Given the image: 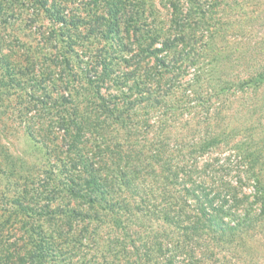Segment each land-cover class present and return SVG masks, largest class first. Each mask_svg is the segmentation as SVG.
Masks as SVG:
<instances>
[{
    "label": "trees",
    "instance_id": "16d2710c",
    "mask_svg": "<svg viewBox=\"0 0 264 264\" xmlns=\"http://www.w3.org/2000/svg\"><path fill=\"white\" fill-rule=\"evenodd\" d=\"M92 1L93 15L68 11L69 16L61 6L48 7L49 0H30L44 6L46 13L56 9V20L69 25L54 28L59 40L52 45L54 55L6 47L2 27L12 24L18 2L0 0V84L10 95L7 101L14 96L17 106L24 103L23 115L16 107L13 113L23 116V131L38 152L30 166L24 156L12 155L0 145V186L5 183L3 187L13 192L9 196L0 188V264H146L153 259L152 240L142 238L141 251L125 238L130 235L125 223L135 216V209L139 217L164 219L182 230L195 218L181 217L187 199L179 195V205L173 197V188L187 180L185 169L176 161L173 167V158L164 156L169 151L165 138L147 139L155 131L148 110L151 88L165 86L161 70L170 65L162 52L172 43L170 37L163 35L159 41L161 32L144 26V0ZM170 4L177 7L176 1ZM87 34L105 43L96 51H74ZM157 43L162 47L153 45ZM117 55L126 69L115 66ZM47 62L50 67L44 66ZM38 167L42 175L36 174ZM191 188L184 186V193L195 199L205 190ZM209 194L205 193L212 205ZM202 205L200 213L211 220ZM20 214L26 218L18 230L23 228L28 240L25 235H4ZM103 233L114 234L100 243L97 237ZM167 233L172 235V230ZM92 244L95 251L88 258L85 250ZM127 247L139 253L136 259Z\"/></svg>",
    "mask_w": 264,
    "mask_h": 264
},
{
    "label": "rangeland",
    "instance_id": "374dc122",
    "mask_svg": "<svg viewBox=\"0 0 264 264\" xmlns=\"http://www.w3.org/2000/svg\"><path fill=\"white\" fill-rule=\"evenodd\" d=\"M172 1H176V8L170 4ZM17 2L12 24L2 27L6 47L55 55L52 45H58L59 40L54 36V28L67 29L69 25L56 20V9L46 13L44 6L30 4V0ZM52 3L61 6L69 16L68 11L91 16L96 10L92 0H49L48 7ZM144 3V26L157 28L162 34L159 41H163L164 35L172 42L162 52L170 66L159 68L165 73L161 81L165 86L151 88L148 110L157 132H151L147 139L165 138L169 151L164 156L173 158V167L176 161L185 169L187 180L173 188L172 195L179 205L183 204L182 195L187 199L188 206L180 216L195 218L187 222L192 226L182 230L164 219L139 217L135 209V216L125 223L130 234L127 236L131 237H124L141 251L140 240H152L153 259L146 264H264V0ZM81 31L87 32L84 27ZM88 35L92 34L77 41L74 51H96L105 43L100 36ZM153 45L162 47L159 43ZM150 59L155 62L154 57ZM115 61L119 69L128 67L119 55ZM44 66L50 67L49 62ZM2 85L5 84H0V145L12 155L24 156L31 166L38 152L23 131L24 103L17 106L14 96L7 101L10 95L3 93ZM117 90L112 87V92ZM15 107L23 110L22 115L13 113ZM37 173L42 175L43 168L38 167ZM5 185L0 188L12 196ZM184 186L205 190L198 192L201 197L195 199L192 195L187 197ZM207 191L212 205L207 202ZM200 203L206 205L211 220L200 213ZM3 215L8 219L7 212ZM25 218V214H20L4 235L10 239L25 235L28 240L23 228L18 230ZM194 221L198 224L194 225ZM167 229L172 230V235H168ZM113 234L103 233L97 239L103 243L102 239ZM93 245L85 250L88 258L94 254ZM127 248L136 259L139 253Z\"/></svg>",
    "mask_w": 264,
    "mask_h": 264
}]
</instances>
